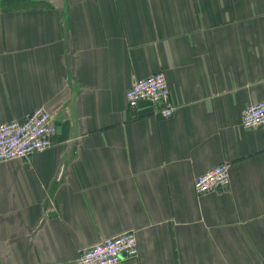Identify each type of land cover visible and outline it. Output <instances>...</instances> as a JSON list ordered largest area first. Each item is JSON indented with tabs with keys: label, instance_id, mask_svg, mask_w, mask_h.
Listing matches in <instances>:
<instances>
[{
	"label": "crops",
	"instance_id": "crops-1",
	"mask_svg": "<svg viewBox=\"0 0 264 264\" xmlns=\"http://www.w3.org/2000/svg\"><path fill=\"white\" fill-rule=\"evenodd\" d=\"M164 71L177 112L127 90ZM264 0H0V124L44 106L52 145L0 162V264H264ZM222 162L230 186L197 195Z\"/></svg>",
	"mask_w": 264,
	"mask_h": 264
},
{
	"label": "built area",
	"instance_id": "built-area-1",
	"mask_svg": "<svg viewBox=\"0 0 264 264\" xmlns=\"http://www.w3.org/2000/svg\"><path fill=\"white\" fill-rule=\"evenodd\" d=\"M169 82L164 71L155 72L135 81L127 90L130 106L141 102L157 107L159 116L170 118L177 112L172 103ZM242 126L254 128L264 126V98L247 106L242 112ZM58 132L53 114L44 106L33 108L23 120H12L0 124V162L23 159L34 153L46 151ZM222 162L194 179V193L203 195L223 189L231 184V168ZM134 231H126L106 238L81 249L77 264H119L124 258H135L140 254L139 242Z\"/></svg>",
	"mask_w": 264,
	"mask_h": 264
}]
</instances>
